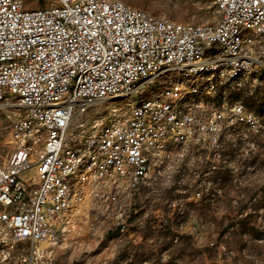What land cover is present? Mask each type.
<instances>
[{
    "label": "built area",
    "instance_id": "2783aa9c",
    "mask_svg": "<svg viewBox=\"0 0 264 264\" xmlns=\"http://www.w3.org/2000/svg\"><path fill=\"white\" fill-rule=\"evenodd\" d=\"M213 2L223 7L221 30L213 22L149 23L141 9L111 8L106 0H0V57L8 56L0 65V106L11 105L19 115L0 154V264H38L44 244L60 241L74 209L98 194L115 202L135 191L149 154L166 144H213L231 117L247 119L237 106L208 110L201 101L169 125L174 98L187 89L168 83L164 96L154 95L141 110L122 109L115 128H97L111 109L100 104L116 92L135 95L144 88L136 75L153 63H211L215 55L197 56V49L224 46L235 25H248L247 33L258 27L259 41H232L230 58L264 63V0ZM78 65H88L84 78H75ZM76 84H83L82 93H72ZM53 85H66V92H53ZM73 139H80V151H72ZM83 157H90L89 180L79 187L71 170ZM55 196H62L60 208H53ZM125 229L121 220L119 230Z\"/></svg>",
    "mask_w": 264,
    "mask_h": 264
},
{
    "label": "rangeland",
    "instance_id": "374dc122",
    "mask_svg": "<svg viewBox=\"0 0 264 264\" xmlns=\"http://www.w3.org/2000/svg\"><path fill=\"white\" fill-rule=\"evenodd\" d=\"M122 1L181 23L214 24L219 18L213 0ZM221 77L216 69L164 73L139 95L100 104L102 111L111 106L128 110L137 96L184 83L179 119L201 101L208 110L237 106L247 119L231 117L213 144H166L150 158L137 189L115 202L101 194L87 198L69 216L60 241L44 244L38 264H264V67ZM18 116L11 105L0 106L1 155ZM88 180L77 185L86 187Z\"/></svg>",
    "mask_w": 264,
    "mask_h": 264
},
{
    "label": "bare ground",
    "instance_id": "6f19581e",
    "mask_svg": "<svg viewBox=\"0 0 264 264\" xmlns=\"http://www.w3.org/2000/svg\"><path fill=\"white\" fill-rule=\"evenodd\" d=\"M106 5L111 8H121L125 7L128 9H138L137 7L130 6L124 3L122 0H106ZM219 18L216 23H214V30H221V23L223 17V7L221 3H215ZM141 9V8H139ZM144 12L145 20L149 23H160V18H155L149 12L141 9ZM181 23V22H180ZM248 32V25H235V27H230L227 29V39L224 40V46L221 45H205L204 49H197V56L215 55L211 58V63H195L191 66V63H182L176 65L174 63H153L151 64V69H148V73H141L136 75L137 83H148L156 80L160 75L164 73H183L191 74L197 72L210 71L213 69L228 71L229 76L237 75L238 73L244 71H250L252 67H264V63L252 64L251 62H239L235 64V61L230 58V51L228 48H232L233 43L240 42H251L259 41L258 27H251V33ZM260 41H264V31H261ZM218 54V55H217ZM8 63V56L0 57V65H6ZM19 65H27V58H19ZM88 72V65H78L75 71V78H84ZM206 74V73H205ZM211 74V73H210ZM148 82V83H147ZM142 88L137 91L135 95H139ZM190 91L196 92L197 89L193 87ZM53 92H66V85H53ZM83 84H76L72 86V93H82ZM185 93H183L184 96ZM133 95L131 92H116V95L112 97L113 99H129ZM155 96H164V87L159 94ZM174 98V107H172L171 118H169V125H176V121L180 120L179 109L177 107L178 102L183 98ZM154 98V95L143 97L137 96L135 100L128 103V110H141L145 107L147 102H150ZM119 103V102H118ZM117 106V105H116ZM121 106V105H120ZM121 107L111 106L109 120H97V128L113 129L116 123L119 121V115H121ZM242 119V118H241ZM87 133H94V126H87ZM72 151H80V139L72 140ZM153 154H149L150 158ZM90 166V157H83L81 161H76L71 170V179H77L80 185H82L87 179H89V171H85L86 168ZM62 204V196H55L53 198V208H60ZM53 243H56L54 241ZM52 243H45V245Z\"/></svg>",
    "mask_w": 264,
    "mask_h": 264
},
{
    "label": "trees",
    "instance_id": "16d2710c",
    "mask_svg": "<svg viewBox=\"0 0 264 264\" xmlns=\"http://www.w3.org/2000/svg\"><path fill=\"white\" fill-rule=\"evenodd\" d=\"M214 166V165H213ZM210 171V170H209Z\"/></svg>",
    "mask_w": 264,
    "mask_h": 264
}]
</instances>
